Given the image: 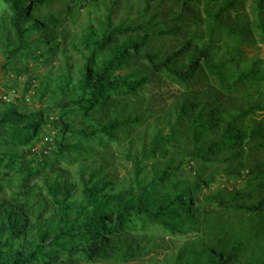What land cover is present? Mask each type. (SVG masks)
Instances as JSON below:
<instances>
[{"label":"trees","instance_id":"1","mask_svg":"<svg viewBox=\"0 0 264 264\" xmlns=\"http://www.w3.org/2000/svg\"><path fill=\"white\" fill-rule=\"evenodd\" d=\"M101 2L103 14L70 34L61 26L72 4L56 10L54 0H0V52L12 58L30 33L50 55L59 49L66 71L60 95L71 96L61 103L74 111L54 124L61 138L41 148L30 143L25 152L38 160L10 192L0 185V264L127 263L169 249L162 235L131 229L137 220L170 233L196 230L197 239L156 264H264V254L250 260L264 231L255 218L264 214V57L240 47L249 38L264 44V0H145L130 16L115 13L116 0ZM186 26L189 35L175 48L153 42ZM68 48L79 57L75 77ZM160 75L180 89L166 90L162 110L153 111L159 98L149 85ZM48 121L43 110L21 105L0 117L7 138L22 135L26 144ZM176 137L185 144L178 156L148 164ZM117 156L130 167L122 181L111 163ZM10 159L6 166L15 169ZM183 160L199 165L193 178H179ZM212 173L239 183L204 193L207 207L195 217L188 205L215 181ZM184 219L191 221L183 228Z\"/></svg>","mask_w":264,"mask_h":264},{"label":"rangeland","instance_id":"2","mask_svg":"<svg viewBox=\"0 0 264 264\" xmlns=\"http://www.w3.org/2000/svg\"><path fill=\"white\" fill-rule=\"evenodd\" d=\"M101 1L109 0H54V7L56 10H60L61 6L71 7V13H63L67 17V21L63 23L61 29H68L70 34H73L79 30L81 25H85L89 21H92L95 16L103 14V5ZM117 2L112 5V8L115 9V13L121 16L127 15L130 16L133 14L131 7H139L142 2L145 0H116ZM2 4L0 3V11L2 10ZM164 7V6H163ZM249 3L248 1L244 4L242 11L248 12ZM64 12V10H63ZM164 14L168 13V10L163 11ZM67 14V15H66ZM146 16V15H145ZM187 26L182 29L181 32H178L173 38L172 36H161L155 38L153 41L157 47L163 46L165 49L170 50L179 46L182 41L189 35L187 33ZM29 38L31 39L27 44V47L23 51L15 52L13 57L7 59L5 57V51L0 52V117L4 114L6 109L11 106H22L24 112L43 110L44 114L49 117V121L44 124L41 128V131L37 133V136L33 138L29 143L22 141V135H20L19 141L13 142L7 138L9 135L10 128L7 124H0V185L4 186L3 193L7 194L10 192L9 184L13 185V182L16 180L17 175L21 174L24 170L31 169V164L38 159H33L31 155H27L25 152L28 149L31 142H34L33 147H43L44 137H48L58 140L61 138V131L58 130V127H55V123L59 121L60 117L66 119L67 117L73 116L74 111H71L70 107H65L61 103L63 100L66 102L69 99L70 95H60L59 85L60 77H64V58L60 53L59 49H56L53 55H50L48 52L43 51V46L40 43L41 39L36 38L35 33H30ZM175 46V47H174ZM241 49L249 55H258L264 57V44L259 42L256 38H249L245 40L240 45ZM67 65L71 67L70 75L75 77L78 73V54L74 53L73 50L68 48L66 52ZM75 78L72 79V81ZM205 83V80L202 82ZM202 83L200 85H202ZM149 88L156 92V97L153 98L152 106L149 108L153 111L162 110L164 105V100H161V95L168 92H173L177 89H180V86L175 82H169L164 79L162 75L157 76L153 79L152 83L149 85ZM167 92V93H168ZM3 95L6 97L4 98ZM152 117H147L140 121L139 124L133 127L134 132H140L146 125L152 120ZM163 134L167 133V129L164 128L162 131ZM184 144L183 138L171 139L168 142L161 144V151H159L155 157H153L149 162H154L157 160V163L162 165L163 161L167 160L171 155L172 157L178 156L182 151ZM97 147V146H95ZM114 152H118V149L112 147ZM11 158V159H10ZM16 161L15 169H11L6 166L8 159ZM42 159H46L41 157ZM47 160H50L48 158ZM112 165L116 168L118 180H124L129 176L130 167L129 164L124 162L122 158L116 157L111 161ZM198 164L196 162H186L183 160L181 168L178 169L177 174L179 178L190 179L193 178V175L196 171ZM199 166V165H198ZM110 170H114L110 168ZM215 181L209 184V187L202 188L199 191L198 197L194 196L191 199L190 204L188 205L190 213L193 216H199L204 209L207 207V204L201 201L203 194L216 191L218 186H222L226 182L232 184H238L239 181L228 180L223 177L222 174H213ZM96 179V176L93 178V181ZM229 185V183H226ZM181 211V210H180ZM182 213V211H181ZM224 218V217H223ZM257 220H260L261 224L264 226V214H259L255 217ZM191 220L184 219L182 227H186ZM131 229H136L140 233L145 234H159L164 237L169 245V249L160 248L155 250L153 253H149L145 256L137 257L130 262H116V261H100V262H87L82 259L79 260L76 264H156L160 262L165 256V253H170V251L176 248L179 245H182L188 239H197L196 230L193 231H178L174 230L173 233H170L169 228L162 225H156L152 227H144L143 222L137 220L136 223L129 225ZM257 233L258 239L256 243L260 246L254 245L256 249V254L254 257H251V262L256 261V255L264 254V231L262 227ZM244 236L246 234H243ZM240 236V237H243ZM237 263H243V260L236 259Z\"/></svg>","mask_w":264,"mask_h":264},{"label":"built area","instance_id":"3","mask_svg":"<svg viewBox=\"0 0 264 264\" xmlns=\"http://www.w3.org/2000/svg\"><path fill=\"white\" fill-rule=\"evenodd\" d=\"M3 97L5 98L6 96H5V95H3ZM45 139H47V138L45 137Z\"/></svg>","mask_w":264,"mask_h":264},{"label":"clouds","instance_id":"4","mask_svg":"<svg viewBox=\"0 0 264 264\" xmlns=\"http://www.w3.org/2000/svg\"><path fill=\"white\" fill-rule=\"evenodd\" d=\"M46 138L49 139L48 137H46ZM44 140H46L45 137H44Z\"/></svg>","mask_w":264,"mask_h":264}]
</instances>
